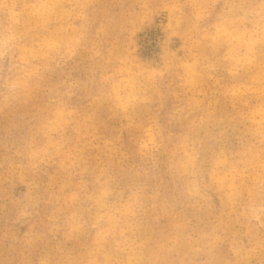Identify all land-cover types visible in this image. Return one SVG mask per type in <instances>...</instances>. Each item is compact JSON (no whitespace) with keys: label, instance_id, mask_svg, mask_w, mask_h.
<instances>
[{"label":"rangeland","instance_id":"obj_1","mask_svg":"<svg viewBox=\"0 0 264 264\" xmlns=\"http://www.w3.org/2000/svg\"><path fill=\"white\" fill-rule=\"evenodd\" d=\"M0 264H264V0H0Z\"/></svg>","mask_w":264,"mask_h":264}]
</instances>
